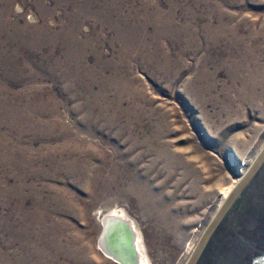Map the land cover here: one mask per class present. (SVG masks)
<instances>
[{"label": "rangeland", "instance_id": "rangeland-1", "mask_svg": "<svg viewBox=\"0 0 264 264\" xmlns=\"http://www.w3.org/2000/svg\"><path fill=\"white\" fill-rule=\"evenodd\" d=\"M264 151V0H0V264H190Z\"/></svg>", "mask_w": 264, "mask_h": 264}, {"label": "water", "instance_id": "water-1", "mask_svg": "<svg viewBox=\"0 0 264 264\" xmlns=\"http://www.w3.org/2000/svg\"><path fill=\"white\" fill-rule=\"evenodd\" d=\"M190 264H264V151L220 209Z\"/></svg>", "mask_w": 264, "mask_h": 264}, {"label": "bare ground", "instance_id": "bare-ground-1", "mask_svg": "<svg viewBox=\"0 0 264 264\" xmlns=\"http://www.w3.org/2000/svg\"><path fill=\"white\" fill-rule=\"evenodd\" d=\"M237 187L238 185L234 184L223 191L224 205L232 197ZM119 211H111L105 216L102 234L105 236V240L101 239V247L122 264H148L147 253L136 249L138 238L133 222L127 218V215Z\"/></svg>", "mask_w": 264, "mask_h": 264}]
</instances>
